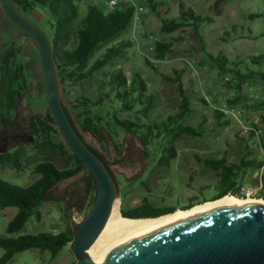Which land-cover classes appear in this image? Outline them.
<instances>
[{"label":"rangeland","instance_id":"obj_1","mask_svg":"<svg viewBox=\"0 0 264 264\" xmlns=\"http://www.w3.org/2000/svg\"><path fill=\"white\" fill-rule=\"evenodd\" d=\"M106 0H89L85 7L76 5L83 16L88 5L102 6ZM160 16L150 11L144 3V12L139 21L115 38L100 44L89 64L120 41L130 44L121 54L111 59L102 69L83 79L65 80L60 84L61 95L67 111L73 118V108L81 111L97 127L101 142L89 133H82L84 140L96 149L109 163L119 191L120 209L132 208L143 200L155 207H172L184 210L188 204L211 201L221 186H217V175L199 158H224L226 164L238 163L264 157V149L258 140L261 132L254 125L262 124L264 106V81L256 72H264V0H154ZM183 7L192 8L195 14L212 17V22L197 27L186 26L174 32L161 31L162 19L176 18ZM252 16V17H251ZM256 16V17H253ZM29 20L47 36L54 30L45 10L36 9ZM0 10V50L5 39H14L13 46L22 45L26 62L29 86L18 102V119L21 121L29 112L44 114L47 103L39 67L38 53L29 39L14 38L16 29L9 26ZM24 41V42H23ZM157 43L170 44V51L163 60L155 58ZM76 44L72 37L66 44L71 50ZM4 51V50H3ZM33 51V55L32 52ZM259 64L252 63V57ZM212 58H225L227 63L218 64ZM147 60L150 62L148 63ZM121 70L125 74L126 86L137 74L144 83L142 102L150 100L151 108L144 113L142 105L136 104L132 111L121 108L110 90V75ZM252 75L245 78L248 74ZM254 73V74H253ZM180 74L185 94L190 100L192 112L181 124L196 127L203 122L206 133L200 137L181 135L171 138L166 135L156 139L153 127L166 122L167 117L177 113L179 96L176 84L167 80ZM243 76L244 78H241ZM88 98L93 111L80 106L81 98ZM234 109L233 114H226ZM219 111L230 119V124L216 126L214 113ZM113 116L119 120H130L137 124L150 125L152 136L147 140L117 129ZM74 120V118H73ZM77 125V124H76ZM20 138L10 140L0 150V155L11 157L18 151V166L0 165V180L18 186H27L39 175L33 167L45 160L58 168L67 166L66 159L50 150L36 146L25 127H20ZM2 132V131H0ZM7 132V131H6ZM173 153L169 154V149ZM260 169H246L237 183L249 185ZM77 174L58 184L59 189L70 188L80 183ZM264 198V194H261ZM201 204V203H200ZM198 205V204H195ZM58 203H43L39 219L31 218L18 233L36 234L67 229L71 219L78 224L83 213L64 214ZM16 208L0 210V237H6L5 227ZM71 226V224H70ZM3 249L0 248V255ZM76 261L67 246L55 257L37 250L15 254L6 264H69Z\"/></svg>","mask_w":264,"mask_h":264},{"label":"trees","instance_id":"obj_2","mask_svg":"<svg viewBox=\"0 0 264 264\" xmlns=\"http://www.w3.org/2000/svg\"><path fill=\"white\" fill-rule=\"evenodd\" d=\"M18 10L29 19V15L36 9L45 10L54 30L48 36L52 47L55 66L57 69L60 84L65 80H80L90 76L94 72L102 69L111 59L121 54L123 48L128 46V41L119 43L108 48L104 54L99 56L92 64L89 60L99 48L100 44L107 42L126 31L131 25L132 8L116 10L111 13H105L100 6L90 4L83 16L78 11L77 0H12ZM145 5L150 11L160 16L156 9L157 3L154 0H144ZM252 17V16H251ZM256 17V16H253ZM212 17L195 14L192 8L186 10L181 7L180 13L173 19L161 20V31L165 33L174 32L186 26L197 27L200 24L212 22ZM25 36V35H24ZM74 37L75 46L69 50L66 49L68 41ZM25 38H28L25 36ZM35 45V44H34ZM170 51V44L157 43L155 58L163 60L165 55ZM23 46H13L10 44L4 51H0V124L8 125L18 117V102L22 93L29 86V78L22 62ZM212 61L220 67L227 60L223 57L212 58ZM253 64H259L257 56L252 57ZM148 63H150L147 60ZM222 63V64H221ZM254 74V73H253ZM259 79L264 81V72H256ZM252 75L248 74L247 77ZM241 78H244L241 76ZM167 80L176 84L180 102L176 114L167 117L166 122L153 127L156 132L154 137L160 139L169 135L171 138H177L181 135L190 137H200L207 130L200 122L196 127L181 124L182 121L192 112L190 100L185 94L180 81V74ZM127 79L121 70H117L110 75L109 86L115 99L121 108L132 111L138 103L142 105L144 113L152 106L148 100L146 103L140 101L144 97L145 86L139 75L135 74L126 86ZM80 106L93 111L95 104L91 103L88 98H81ZM260 105L264 106V98L260 100ZM66 108V107H65ZM74 107L73 118L66 109L68 118L74 126L79 137L84 140L82 133H89L95 139L101 142L97 135V127L91 120L84 116L81 111ZM216 126L223 127L230 124V119L223 116L219 111L214 113ZM262 124L254 125L255 132L260 131L261 136L258 140L261 149H264V116L261 117ZM113 122L117 129L130 133L140 139L147 140L146 137L152 136L150 125L137 124L130 120H119L113 116ZM21 124L27 129L33 138L36 146L44 147L53 153L63 156L67 161V166L58 168L49 160L41 161L33 167V173L39 177L30 185L25 187L10 184L0 180V210L9 207L16 208L15 214L9 220L5 227L6 237H0V248L3 249L0 255V264H6L15 254L27 251L37 250L40 253L47 252L51 257H55L62 249L66 248L73 240V231L69 225L67 229L57 233L38 232L36 234L18 233L24 228L31 218L39 219L40 208L43 203L54 202L62 206L64 214L70 212L83 213L84 216L89 212L95 197V187L93 178L87 169L75 156H73L62 142L48 111L44 114L29 112L22 120ZM77 124V125H76ZM89 149L104 163L110 174L113 173L110 163L94 148L87 145ZM173 149H169V154ZM204 165L211 168L217 175V186H221L218 195L213 200L223 197L226 194L237 195L239 184L237 178L248 168H261L264 161L252 158L249 160H240L238 163L226 164L225 159L220 158H199ZM18 166V151L11 157L0 155V165ZM81 174V186L73 185L70 188L59 189L58 184ZM195 204L188 206L189 209ZM175 208H158L147 201L143 200L140 204L128 208L120 209V214L126 218H150L158 215L171 213ZM69 264H75L71 262Z\"/></svg>","mask_w":264,"mask_h":264},{"label":"water","instance_id":"obj_3","mask_svg":"<svg viewBox=\"0 0 264 264\" xmlns=\"http://www.w3.org/2000/svg\"><path fill=\"white\" fill-rule=\"evenodd\" d=\"M0 10L12 27L35 44L55 128L93 178L95 197L89 212L78 224L70 221L73 240L68 247L76 264H264V203L259 201L223 203L161 217L176 209L150 217L161 218L119 224L95 240L119 199L117 183L67 116L48 36L12 0H0ZM228 195L234 196H224ZM207 202L211 201L203 203Z\"/></svg>","mask_w":264,"mask_h":264},{"label":"built area","instance_id":"obj_4","mask_svg":"<svg viewBox=\"0 0 264 264\" xmlns=\"http://www.w3.org/2000/svg\"><path fill=\"white\" fill-rule=\"evenodd\" d=\"M89 0H78L81 7H85ZM144 0H106L101 9L105 13H111L114 11L124 10L125 8H132V20L131 23L135 24L139 21L144 12ZM226 114H233L234 109H227L224 111ZM261 194H264V179H262V172L254 175V179L247 186H239L237 195H234L238 198H250V199H260L264 200L261 197Z\"/></svg>","mask_w":264,"mask_h":264},{"label":"bare ground","instance_id":"obj_5","mask_svg":"<svg viewBox=\"0 0 264 264\" xmlns=\"http://www.w3.org/2000/svg\"><path fill=\"white\" fill-rule=\"evenodd\" d=\"M260 199H250V198H238L235 196H224L223 198L216 200V201H211V202H207V203H203L200 205H196L194 207H192L191 209L188 210H176L175 212L169 214V215H164L161 217H165V216H170V215H174V214H178V213H182L185 211H189V210H193V209H197V208H201V207H205V206H211V205H217V204H223V203H243V202H247V201H257ZM264 201V200H261ZM161 217H157V218H161ZM157 218H150V219H128L123 217L120 214V202L118 200H116L112 206V210L110 212V215L103 227V229L100 231V233L98 234V236L96 237L95 240L99 239L100 237H102L106 232H108L111 228H113L114 226H117L119 224L122 223H128V222H134V221H142V220H152V219H157ZM94 240V241H95ZM86 254L90 255V246L87 248L86 250Z\"/></svg>","mask_w":264,"mask_h":264},{"label":"flooded vegetation","instance_id":"obj_6","mask_svg":"<svg viewBox=\"0 0 264 264\" xmlns=\"http://www.w3.org/2000/svg\"><path fill=\"white\" fill-rule=\"evenodd\" d=\"M18 109V108H17ZM17 113V112H16ZM20 127H24L22 124H21V121L17 118H15L13 120V122H11L10 124L8 125H2L0 124V150L2 148H4L6 146V143L10 140H14V141H17L19 138H20ZM7 131V132H6ZM85 141V140H84ZM86 142V141H85ZM87 145H89L87 142H86ZM96 150V149H95ZM97 151V150H96ZM112 171V170H111ZM113 173V172H112ZM114 176V175H113ZM114 180L116 181L115 177H114ZM218 193H216L215 196H217ZM214 196V197H215ZM211 200H213V198ZM206 200L200 202V203H203L205 202ZM259 202H262L264 203V201H261V200H257ZM247 202H251V201H247ZM194 204V203H193ZM152 205V204H151ZM192 204H188L187 207L183 208V209H186L188 208V206H190ZM264 206V205H262ZM159 208V207H158ZM165 208H172V207H165ZM177 209V208H175Z\"/></svg>","mask_w":264,"mask_h":264},{"label":"crops","instance_id":"obj_7","mask_svg":"<svg viewBox=\"0 0 264 264\" xmlns=\"http://www.w3.org/2000/svg\"><path fill=\"white\" fill-rule=\"evenodd\" d=\"M6 19V18H5ZM7 23H9V22H7ZM9 26H10V24H9ZM12 27V26H11ZM13 29H15V28H13ZM12 33H14V38H16V40L18 39H25L24 41H26V38H25V36L21 33V32H19L18 30L16 31V32H12ZM1 37V36H0ZM3 39V41H4V48L3 49H1L0 51H2V50H4L7 46H9L10 44H12V42H14V39L12 38V39H5L4 40V38H2ZM23 41V42H24ZM34 48H36V46H34ZM36 51H37V49H36ZM32 53V55H33V51L31 52ZM23 56H24V50H23V53H22V59H23ZM39 60V59H38ZM23 64H24V67H25V69H26V73H27V68H26V62L24 61L23 62ZM258 160H262V161H264V157H261V158H259V157H256ZM252 159V158H251ZM260 169V172H262V179H264V166H262L261 168H259ZM212 201V200H211ZM177 210H179V209H177Z\"/></svg>","mask_w":264,"mask_h":264}]
</instances>
